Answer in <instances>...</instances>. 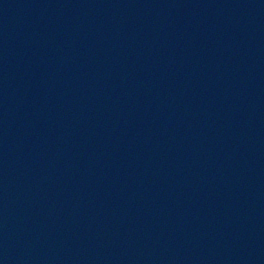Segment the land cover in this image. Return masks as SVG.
I'll return each instance as SVG.
<instances>
[{"label": "water", "instance_id": "95a60500", "mask_svg": "<svg viewBox=\"0 0 264 264\" xmlns=\"http://www.w3.org/2000/svg\"><path fill=\"white\" fill-rule=\"evenodd\" d=\"M0 264H264V0H0Z\"/></svg>", "mask_w": 264, "mask_h": 264}]
</instances>
